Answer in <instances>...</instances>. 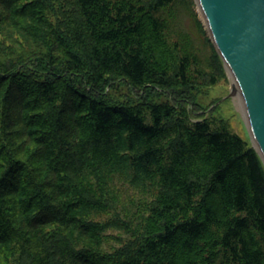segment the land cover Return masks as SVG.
Instances as JSON below:
<instances>
[{
	"label": "trees",
	"instance_id": "obj_1",
	"mask_svg": "<svg viewBox=\"0 0 264 264\" xmlns=\"http://www.w3.org/2000/svg\"><path fill=\"white\" fill-rule=\"evenodd\" d=\"M191 4L0 0V264H264V164L200 102L225 69Z\"/></svg>",
	"mask_w": 264,
	"mask_h": 264
},
{
	"label": "water",
	"instance_id": "obj_2",
	"mask_svg": "<svg viewBox=\"0 0 264 264\" xmlns=\"http://www.w3.org/2000/svg\"><path fill=\"white\" fill-rule=\"evenodd\" d=\"M264 163V0H195Z\"/></svg>",
	"mask_w": 264,
	"mask_h": 264
},
{
	"label": "rangeland",
	"instance_id": "obj_3",
	"mask_svg": "<svg viewBox=\"0 0 264 264\" xmlns=\"http://www.w3.org/2000/svg\"><path fill=\"white\" fill-rule=\"evenodd\" d=\"M190 10L195 14V18L193 14L183 13L180 19L182 20L183 28L188 32L191 38V45H193L196 50L200 51L201 56L207 55L210 53V46L205 39V37L208 36V32L194 0H192ZM227 80L228 78L225 71V76L219 77L216 83L205 86L206 93L200 97V102L202 106L209 105V109H213H208V113L213 112L215 115L225 118L234 132L243 139L250 141L248 131L246 130L247 126L244 119L241 98L238 95L231 98H224L229 90V82ZM118 87L119 88L115 86L108 92L113 96L115 95L114 97L116 98H122L127 88L121 84H118ZM217 100L218 103H216ZM113 243L115 242L113 241Z\"/></svg>",
	"mask_w": 264,
	"mask_h": 264
},
{
	"label": "bare ground",
	"instance_id": "obj_4",
	"mask_svg": "<svg viewBox=\"0 0 264 264\" xmlns=\"http://www.w3.org/2000/svg\"><path fill=\"white\" fill-rule=\"evenodd\" d=\"M241 101H242V99H241ZM242 104H243V103H242ZM242 104H241V105H242ZM242 106H243V105H242ZM243 111H244V109H243ZM244 115H245V112H244Z\"/></svg>",
	"mask_w": 264,
	"mask_h": 264
}]
</instances>
